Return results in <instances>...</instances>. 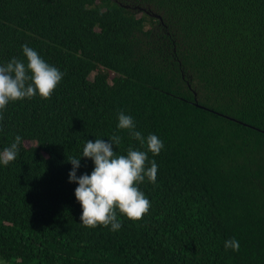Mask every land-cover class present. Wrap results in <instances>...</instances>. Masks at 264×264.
<instances>
[{
	"label": "trees",
	"instance_id": "obj_1",
	"mask_svg": "<svg viewBox=\"0 0 264 264\" xmlns=\"http://www.w3.org/2000/svg\"><path fill=\"white\" fill-rule=\"evenodd\" d=\"M23 44L64 75L0 119V148L24 141L0 167V262L264 264V0H0V63ZM120 111L164 147L148 213L113 232L79 223L67 157L113 134L146 151Z\"/></svg>",
	"mask_w": 264,
	"mask_h": 264
},
{
	"label": "clouds",
	"instance_id": "obj_2",
	"mask_svg": "<svg viewBox=\"0 0 264 264\" xmlns=\"http://www.w3.org/2000/svg\"><path fill=\"white\" fill-rule=\"evenodd\" d=\"M21 51L25 60L12 57L6 63H0V119L10 103L34 96L48 99L64 75L27 44L21 45ZM116 128L127 130L130 139L142 147L146 145V151L130 144L125 154L118 155L116 147L121 137L113 134L107 141L99 137L94 141L87 139L77 156L67 157L72 166L68 181L77 185L74 196L81 206L79 223L89 228L108 227L113 232L122 227L117 212L132 221H138L148 213L150 201L140 185L145 180L156 183L158 165L154 159H149L148 153L156 156L164 147L155 133L145 136L138 131L133 117L123 111L117 113ZM23 144L22 137L17 134L0 148V167L15 160ZM82 158L90 159L93 168L90 173L77 175ZM223 246L225 250L237 251L239 242L230 238Z\"/></svg>",
	"mask_w": 264,
	"mask_h": 264
},
{
	"label": "water",
	"instance_id": "obj_3",
	"mask_svg": "<svg viewBox=\"0 0 264 264\" xmlns=\"http://www.w3.org/2000/svg\"><path fill=\"white\" fill-rule=\"evenodd\" d=\"M0 264H5V263H3V262H0Z\"/></svg>",
	"mask_w": 264,
	"mask_h": 264
}]
</instances>
